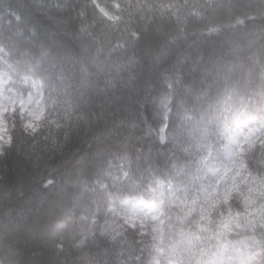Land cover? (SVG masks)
Segmentation results:
<instances>
[{
    "label": "trees",
    "instance_id": "1",
    "mask_svg": "<svg viewBox=\"0 0 264 264\" xmlns=\"http://www.w3.org/2000/svg\"><path fill=\"white\" fill-rule=\"evenodd\" d=\"M0 55L5 92L44 106L5 119L0 264H255L264 0H0ZM177 170L196 192L161 209L145 184ZM125 198L160 233L127 226Z\"/></svg>",
    "mask_w": 264,
    "mask_h": 264
},
{
    "label": "rangeland",
    "instance_id": "2",
    "mask_svg": "<svg viewBox=\"0 0 264 264\" xmlns=\"http://www.w3.org/2000/svg\"><path fill=\"white\" fill-rule=\"evenodd\" d=\"M102 12L105 13L104 10H102ZM5 66L6 60L0 55V149L8 142L7 128L5 124L6 117L10 118L16 112L24 114L28 126L33 127L38 120L37 116L39 115V117H41L44 110L42 95L39 91L36 92L29 107H27V102H25L23 98L5 92V84L9 77L8 70ZM116 213L121 220L131 228H143L147 224L152 223V228L157 233H160L162 229V225L153 220L154 215L152 214L149 205L141 199H123L118 205Z\"/></svg>",
    "mask_w": 264,
    "mask_h": 264
},
{
    "label": "snow or ice",
    "instance_id": "3",
    "mask_svg": "<svg viewBox=\"0 0 264 264\" xmlns=\"http://www.w3.org/2000/svg\"><path fill=\"white\" fill-rule=\"evenodd\" d=\"M39 115L37 116V119H39ZM166 131V129H163ZM167 138L165 136H161V143H167ZM185 173L181 171H175L174 173L168 174L166 177L164 176H156L155 173H152L150 176L148 182L145 184V188L148 191H153L156 186L159 187L161 191V200H160V208L163 209L168 204L175 199H181L189 196L190 194L196 192L195 186L192 183L191 179L186 181H181L175 188H173V185L176 183L177 176L184 175ZM164 189H167V193H165ZM207 195V194H206ZM198 196H194L192 199V203L194 204L196 202V199ZM225 200H228V197L225 196ZM153 220L157 221L160 225H163L165 223L163 219V213L159 216H154ZM202 227V226H201ZM224 228H227L228 225L224 224ZM255 264H264V252H261L259 254V258L255 261Z\"/></svg>",
    "mask_w": 264,
    "mask_h": 264
},
{
    "label": "clouds",
    "instance_id": "4",
    "mask_svg": "<svg viewBox=\"0 0 264 264\" xmlns=\"http://www.w3.org/2000/svg\"><path fill=\"white\" fill-rule=\"evenodd\" d=\"M133 227H134V225H133Z\"/></svg>",
    "mask_w": 264,
    "mask_h": 264
}]
</instances>
